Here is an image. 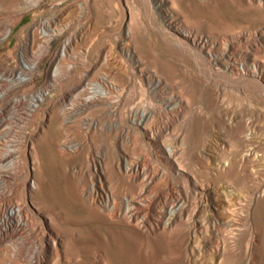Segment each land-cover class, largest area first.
<instances>
[{
  "label": "bare ground",
  "instance_id": "obj_1",
  "mask_svg": "<svg viewBox=\"0 0 264 264\" xmlns=\"http://www.w3.org/2000/svg\"><path fill=\"white\" fill-rule=\"evenodd\" d=\"M45 1L0 0V44ZM171 2L78 0L65 7L68 25L77 19L81 25L69 29L52 56L47 83L18 101L36 107L58 86L63 91L35 136L48 140L71 212L58 211L49 187L31 171L48 155L40 141V151L28 144L27 113L0 108V124L8 126L9 115L24 118L10 129L24 142L0 143V264H264V221L256 206L264 179L250 186L264 173V112L232 108L245 97L264 98V65L252 60L261 41L241 60L212 53L215 42L181 25ZM49 25L29 29L19 53H10L18 68L7 77L0 71L7 82L0 83V100L8 88L33 79L41 61L34 47L41 43L48 53L55 37ZM148 35L221 84L226 108L198 105L193 71L156 56ZM74 92L80 108H64ZM203 109L223 112L212 132L206 127V138L204 129L193 133L189 124ZM206 205L215 213L213 224ZM77 210L88 219L74 216Z\"/></svg>",
  "mask_w": 264,
  "mask_h": 264
},
{
  "label": "rangeland",
  "instance_id": "obj_2",
  "mask_svg": "<svg viewBox=\"0 0 264 264\" xmlns=\"http://www.w3.org/2000/svg\"><path fill=\"white\" fill-rule=\"evenodd\" d=\"M75 1L78 0H65L64 4L61 5L62 2H60L59 5L58 4L56 5L55 4L56 2H54V0L52 1L46 0L44 3H42V5L39 8L26 13L23 19L15 26V29L13 30L12 34L9 36L8 40L0 44V71L2 70L4 74L6 73L5 76L7 77L10 76V74L12 75L13 71L17 72L16 70L18 68V63L12 57V55H10V53L12 51L17 52L16 54L19 53L18 49L21 50L20 48H22L26 40L27 33L25 32L29 31V29L33 27L36 29L38 27V29H40V27L48 24H50L49 25L50 28L51 29L53 28L52 30H54V32H52L53 33L52 35H55V37L52 36L50 45L48 46V53L45 52V50L42 47L43 45L41 43L39 45L37 44L33 49V52L35 50V54L38 55H35L33 53L32 55L39 57L41 61L39 63L38 68L33 72L32 74L33 79L30 81V83L24 86L14 85L8 88L6 93L7 97L3 100L2 99L0 100L1 103L0 108L14 109L16 107L18 111L23 112L24 110L27 113L23 115L25 116V121L28 123L27 130L26 132H24V134H26V136L29 137L27 141L28 144H30V146H32V143L35 146L37 145V148L39 149L38 151H40L39 148L40 146L38 144V141L40 140L35 136L37 134L35 129L40 124L42 125L46 124L47 116H49V110H50L49 107L52 106V104H56L58 102V98L60 94L63 93V91L58 86L55 90H53L51 93L48 94L49 97L48 99L45 98L44 102L42 101H40L41 103L38 102V106L36 107H29L26 104V107L24 108L25 103L22 104V102L18 100L24 94L36 93L47 83L48 80L47 75L49 71H51L50 68L53 67L52 56L58 52V49H60L63 42L70 36L71 31H73L79 25H81L78 24L80 23L79 19L74 20L73 24L68 25L69 20H71L70 19L71 15H68L70 14V11L68 9L66 10V8L69 4H71V2L73 3ZM169 2H171L169 10H171L175 14V19L178 20L179 23H181V25L191 27L192 29L196 30L198 33L207 37L209 36L210 39L213 40L212 42H215L216 45L214 44V46L211 48L212 53L214 52L222 53V54L225 53L239 58L238 60H241L242 57L243 59H245L246 57L245 54L248 51H251L250 47H254L257 41L259 42L261 41L258 47L255 48V54H254L255 56L253 55L254 58L252 57V60H254L256 64L260 63L258 64L260 66L264 65V2L262 4H261L262 1H258V0H169ZM2 20L3 19L1 18L0 19V22H2L1 24L4 23V21ZM160 36L163 37V34H160ZM156 39L157 38H155V36L153 35H148L146 39L155 47L156 56H158L162 60H166L167 62H180L182 64V67L187 66L193 71L192 76H193V81L195 83L194 93L196 95V100L198 105H200L202 108H215V107L226 108L223 102V95L226 92L224 91V89L221 94H219L218 92V89H220L219 86L221 84L217 83V81L212 82L209 80V78L207 79V77L205 78V76L197 74V72H195L196 66L193 59L190 58L188 60H185L181 56V54L178 53L176 49H174L175 47L170 45L165 47L163 45L161 46ZM32 55L30 57H33ZM9 59L11 60L9 61ZM60 66H61L60 71H64L63 68L65 67V65L60 63ZM66 68L67 67H65V69ZM4 69L7 72H5ZM124 72L127 73L126 71ZM130 73L131 72H128V76H126V74L123 73L122 76L133 78V74ZM76 76L77 75L75 74L72 77V79H74ZM1 82H2L1 85H5L7 83L6 81L2 80V78H0V83ZM70 84L71 81L69 82L67 88L70 87ZM91 86L92 83H89V89L92 90ZM71 94L72 96L66 99L64 108H68V109L70 108L69 110H72L75 107L77 108L75 110H78L80 108V103H81L79 94L77 92ZM237 107L240 108L238 109V113L244 115L245 114L244 112L246 113L248 112V114L254 113L256 115L259 114L260 112H264V98L261 95H254L252 97L250 96L249 98L245 97V99L242 102H240L239 105L232 108H237ZM68 109L67 111H69ZM220 111L221 113H223L222 109H218V113L216 109H214V111L213 109H208V110L203 109L202 114L201 112L199 113L197 112L195 116L191 118V121H189L191 131L193 133H196L197 130L199 131L200 129H204L205 130L204 138H206V127L208 128V130H210L208 132H212L214 130V127L218 125L217 116H219V114L220 116H222ZM18 114L19 113H17V115ZM21 116L22 115H20V117L16 115H9L5 117L7 121L6 123L7 124L10 123V124L8 126L4 123L0 124V143H5L8 140L9 141L13 140L11 141L13 144H15L16 146L18 145L20 146L24 142V138L22 135L17 136L13 133H10V129L12 127L11 124L17 126L15 128L18 129L19 125L22 123V121H24V118H22ZM15 136H17L18 138ZM30 136L31 137L33 136V139H31ZM46 141L48 140L45 139V140H41L40 142H41V148L42 149L45 148L46 156L48 155L47 160L42 162L44 158L43 157L42 159L40 158L41 160L39 161V163L36 164V167L33 166L34 171L33 170L31 171L34 173L36 172L39 178L43 181V184H46L47 187H49L48 188L50 192L49 194L53 195L55 199L54 201L56 202V205L58 207V211L62 210L61 212L63 213L66 211L69 213L70 210L68 207H66L67 205L66 200L62 195L64 193V190L66 189L65 187L67 186V184L64 181V179L61 177V173L59 172L60 171L59 167L57 166L55 160L52 158V152H50L49 145L47 144ZM0 154L3 155V152H0ZM23 154L24 152L22 153V155ZM41 155L39 154L40 157ZM1 163L3 164V162ZM4 163H5V158H4ZM262 172H264V170L261 171V173ZM22 174L23 175H20V179L21 178L23 179L24 177L22 176H25L24 172H22ZM261 175H263L261 178L253 180V183L250 185L252 188L256 184L261 183L262 181L261 179H264V173H262ZM41 199H44L43 196H41ZM42 201L44 202V200ZM256 206L264 221V196L259 198V201L256 203ZM208 210H209L208 212L209 216L207 215V217H209L208 223L213 224V222L215 221V213L211 208H209L206 205V212ZM73 214L74 216L78 217L81 220L88 219V216L83 211L77 210ZM208 233L210 236H215L213 230L209 231ZM226 235L227 237H230L228 233H226Z\"/></svg>",
  "mask_w": 264,
  "mask_h": 264
}]
</instances>
